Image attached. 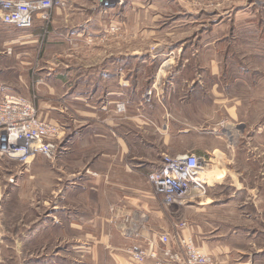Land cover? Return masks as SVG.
<instances>
[{
  "label": "crops",
  "instance_id": "1",
  "mask_svg": "<svg viewBox=\"0 0 264 264\" xmlns=\"http://www.w3.org/2000/svg\"><path fill=\"white\" fill-rule=\"evenodd\" d=\"M63 1L66 7L55 8L49 22L37 17L31 28L20 29L16 42L23 48L21 65L31 67L39 118L68 132L63 155L52 164L56 167L53 173L66 171V161L61 159L67 158V184L58 190L59 200L80 197L91 211L89 221L78 225L74 216L69 227L90 225L99 230L95 244L101 247V259L95 250L92 259L135 264L126 253L134 234L135 242L160 248L156 236L166 235L172 252L179 253L181 246L172 235L185 224L181 237L191 236L215 264H263L264 246H256L258 240L263 242V235L257 231L237 235L234 221H227L234 220L236 210L246 205L234 204L230 194L228 202H223L218 188L223 175L208 169L210 153L195 154L203 159L200 171H214L222 178L203 181V191L192 188L168 210L158 206L147 174L163 155L201 148L190 144L188 126L192 121L204 125L208 113L205 92L197 86L185 94L188 101L179 98L178 91L188 78L178 71V77H171V69L181 61L178 54L205 47L217 52L221 43L216 36L239 28L249 35L264 36V0H123V7L113 4L108 9L95 0ZM164 18L172 22L164 23ZM109 23L120 26L116 40H108L113 36L106 30ZM189 23L191 27L183 30ZM163 30L180 39L156 42L154 50H147L150 41L165 36ZM111 47L115 51L110 52ZM40 94L55 102L40 104ZM8 95L19 94L9 88L0 90V101ZM251 207L257 215L250 218L261 223L257 205Z\"/></svg>",
  "mask_w": 264,
  "mask_h": 264
},
{
  "label": "rangeland",
  "instance_id": "2",
  "mask_svg": "<svg viewBox=\"0 0 264 264\" xmlns=\"http://www.w3.org/2000/svg\"><path fill=\"white\" fill-rule=\"evenodd\" d=\"M95 2L100 4V0ZM123 6L124 3L119 8ZM65 7L66 4L61 9ZM163 22L169 24L172 21L164 18ZM190 24L183 30L191 27ZM105 26L108 33L113 34L108 40H116L120 26L110 23ZM171 32H162L165 36L160 34L146 49L154 50L156 42L180 39ZM20 33V29L0 22V90L9 88L19 95L29 96L36 106L38 95L30 77L31 67L21 65L23 48L16 42ZM216 37L221 43L217 52L206 47L203 51L180 52L179 65L171 69L174 71L171 77H178L175 75L178 71L177 74L188 78L178 91L183 102L188 101L185 94L197 86L205 92L203 103L208 108L205 123L192 121L188 126L190 144H198L201 148H190L188 152L210 153L212 162L208 169L214 168L223 175L218 185L223 202H228L230 194L231 198L234 196V204L246 205L236 210L234 220L227 219L234 221L237 235L257 231L264 237V36L249 35L244 28H239L231 34ZM108 45L116 44L108 42ZM109 51L115 50L111 47ZM213 84L215 88H212ZM47 101L52 100L40 94V104ZM192 104L196 106V103ZM122 107L120 105V109ZM194 109L197 111V107ZM44 118L40 116L41 121H45ZM55 126L63 136L51 141L57 149L52 159L41 153L27 163L0 157V264L107 263L105 259H92L94 250L101 259V247L95 244L99 241V230L95 231L90 225L76 229L69 227L74 216H77L78 225L89 221L91 211L82 204L80 197L66 196L59 200L58 190L67 184L68 159H61L66 161L63 163L66 171L61 174L53 173L56 167L53 169L52 164L63 155L61 148L68 132L63 126ZM40 156L44 163H40ZM126 166L129 168L130 164ZM148 187L153 192L152 186ZM56 199L59 202L54 204ZM156 200L163 211L171 207L162 197L157 196ZM253 204L261 212L258 213L263 217L261 223L250 218L255 215ZM256 246H264V238L263 242L258 240Z\"/></svg>",
  "mask_w": 264,
  "mask_h": 264
},
{
  "label": "built area",
  "instance_id": "3",
  "mask_svg": "<svg viewBox=\"0 0 264 264\" xmlns=\"http://www.w3.org/2000/svg\"><path fill=\"white\" fill-rule=\"evenodd\" d=\"M113 4L122 5L123 0H100L104 9ZM64 5L63 0H0V21L18 29H29L37 17L49 22L51 12ZM59 136L63 133H58L54 124L41 121L32 99L8 95L0 101V157L25 163L41 153L52 159L57 149L51 141ZM202 162V158L192 153L175 157L164 155L148 173L147 180L155 195L167 204H174L188 196L192 188L203 191L205 184L199 180ZM185 227V224L179 225L172 235L181 246L179 253L172 252L166 235L156 236L160 248L135 242L137 235L134 234L126 247L130 261L135 264L147 260H154L156 264H215L195 245L191 236L181 237L180 232Z\"/></svg>",
  "mask_w": 264,
  "mask_h": 264
},
{
  "label": "bare ground",
  "instance_id": "4",
  "mask_svg": "<svg viewBox=\"0 0 264 264\" xmlns=\"http://www.w3.org/2000/svg\"><path fill=\"white\" fill-rule=\"evenodd\" d=\"M222 178V176H220L219 174H217L214 171H207V172H203L201 173V171L199 172V180H203L205 182H210L212 180H220Z\"/></svg>",
  "mask_w": 264,
  "mask_h": 264
}]
</instances>
